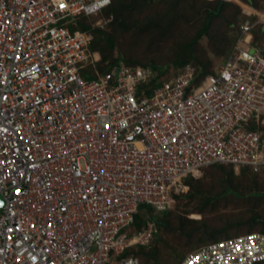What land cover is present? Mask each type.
Here are the masks:
<instances>
[{
    "label": "built area",
    "instance_id": "obj_1",
    "mask_svg": "<svg viewBox=\"0 0 264 264\" xmlns=\"http://www.w3.org/2000/svg\"><path fill=\"white\" fill-rule=\"evenodd\" d=\"M111 4L0 0V264H141L125 253L157 234L151 219L132 229L142 205L167 211L186 178L216 164L264 165V54L251 38L264 13L201 82L189 64L154 86L150 68L123 61L84 79L101 57L71 27ZM263 261L264 234L252 232L180 264Z\"/></svg>",
    "mask_w": 264,
    "mask_h": 264
},
{
    "label": "rangeland",
    "instance_id": "obj_2",
    "mask_svg": "<svg viewBox=\"0 0 264 264\" xmlns=\"http://www.w3.org/2000/svg\"><path fill=\"white\" fill-rule=\"evenodd\" d=\"M226 1L239 5L254 16L257 11L264 13V0H259L261 4L259 10L253 9L251 5L245 6L246 3L241 0ZM214 4L212 0H146L138 10L125 16L128 31L112 26L109 20L113 17H107L105 12L93 16L89 21L95 26L103 21L100 28L114 36L118 43V49L122 52V54L118 52L120 55L149 64V66L161 67L165 63L175 60V55H178L180 51L183 54L187 44L204 24L207 6ZM235 10L233 5H226L223 16L213 18L211 27L195 45L198 54L204 61V65L210 71H216L220 68L228 51H231L233 45L230 36L232 32L236 31L233 28L236 21V17H234ZM255 19L257 20L258 17L255 16ZM230 22L233 23L232 26ZM261 22H263L262 19L258 24ZM160 29H166L164 33L168 36L167 39L162 40L163 36L160 32L162 30ZM234 33L236 34V32ZM97 70V65H87L80 69V74L82 78L90 79ZM261 116H264V112L261 113ZM253 123L256 126V122ZM217 173L220 174L214 171L210 175L206 174L205 179H201V182L190 180V186L179 193L178 196L180 197L176 198V201L172 204V211L168 216V220L180 231L163 230L164 242L157 244L160 248L159 264H177L188 253L192 252L196 237L201 234H196L192 241L190 240L191 243L188 242L186 236L179 235L182 231L190 232L199 227L197 224L192 223V220H204V224L208 225L207 227L210 229H220L229 224L245 222V226L243 225L240 229L232 228L228 231V235L232 237L237 235L238 231L239 233L248 232L249 229H262L264 231V224L262 225V223L253 224L250 222V225L246 223L254 215H259L260 222L264 221V198L247 197L255 192L264 193V165H261L258 170L251 169L237 173L239 176L232 180L234 189L242 196L241 199L227 197L222 200L218 199L219 201L215 200L214 205L205 207L203 196H207L204 194L206 191L208 196L211 197L222 192L221 187L223 186L219 183L222 176H218L217 179ZM207 177L213 178L212 181L215 184L211 179V182H206ZM187 194L192 195L185 197ZM228 235H221L216 238V241L225 240ZM176 250L183 251L181 254L184 253L183 257H178L179 260L175 255Z\"/></svg>",
    "mask_w": 264,
    "mask_h": 264
},
{
    "label": "trees",
    "instance_id": "obj_3",
    "mask_svg": "<svg viewBox=\"0 0 264 264\" xmlns=\"http://www.w3.org/2000/svg\"><path fill=\"white\" fill-rule=\"evenodd\" d=\"M144 1L146 0H112L111 6L105 9L103 12H105L107 17H111V16L113 17L112 21H110L112 26H115V27L117 26V27H120L121 30L128 31L129 28L128 26H126L125 16L128 13L130 15L134 11L138 10L142 6ZM212 1L215 4L207 6L206 14H205V22L203 26L198 30L194 38H192L191 41L187 44V48L184 49L183 54H182V51H180L178 55H175V60H173L170 63H165L161 67L156 66V65L149 66V64L141 63L138 60H132L129 58H125L123 55H120L119 53L122 54V52L119 51L118 46H117L118 43L116 39L114 38V36L108 34L105 30L101 29L100 27H95L89 21L91 18H81L78 22V27L72 26L71 30L72 32L87 31V33L91 35V38H92L91 51L98 52L100 54L101 58L97 62L96 65L98 67L99 72L101 73L109 71L115 64L123 61L126 64L134 66V67L140 65L143 67L150 68L151 71L153 72L152 84L154 86H157V85H160V79L170 74L172 69L181 68V67L191 64L198 69L197 75H196L197 76L196 81L201 82L203 78H205L207 75L214 74L215 71H210L206 68V66L204 65V61L201 58V56L198 54V51L195 45L201 38H203L202 36L207 33V31L212 25L213 18H218V17L223 16V10L225 9L226 5H233L235 7L236 13L234 17H236V21H235L233 28H235L236 31L234 32H236V34L232 32V35H231L230 33L231 35L230 38H232V45H234V43L237 40V35L239 34L241 25L247 20H250L251 22L256 21L254 15L250 14L249 12L242 9L239 5H236L233 2H229L226 0H212ZM241 1L245 2L248 5H251L252 7L258 10L261 9V4L259 0H241ZM230 25L232 26L233 23L230 22ZM166 29H160L162 30L160 31L162 32L161 36H163L162 40H165L168 37L164 33ZM251 34L253 38L252 46L254 48L260 49L264 54V41H263L264 23L256 24L252 28ZM228 54H229V51L226 57L228 56ZM253 129H256V127ZM245 170H251V169L241 168L240 172H243ZM212 171H214L215 173L216 172L220 173V174L217 173L216 178L218 179V176L220 175L222 176L221 182L219 183L223 187H221L222 192L220 194L214 195L212 197L208 196L207 191L204 193L207 195L206 197L203 196L205 207H207L208 205H214L215 200L217 201L218 199L222 200L227 197H232V199L242 198L241 194L237 190H235L232 185V180L235 177L239 176L236 173L234 166L232 165L216 164V165L207 167L204 169L202 177L200 178L188 177L187 180H185V184L190 186L189 185L190 180L191 181L194 180L195 182L197 181L201 182V179L204 180L205 175L206 174L210 175ZM210 179L211 181L213 180V178L207 177L206 182L207 181L211 182ZM191 195L192 194H187L185 195V197H190ZM173 197L176 201V198L178 199V197L180 196L173 195ZM247 197L261 199V198H264V193L262 194V193L255 192L254 194L251 193V195ZM171 211H172V208L164 212H159L160 214H158L149 205H142L139 208V212L135 216V221L133 224L134 232H139L143 230L146 226L147 221L151 219L155 221L156 223L157 234L153 240L152 245L149 248L141 246L139 248L130 250V252H126L125 255L130 254V253H135L140 258L141 264H159L160 259L158 256L160 254V248H159V245L157 244L159 242H164V238L162 236L163 230L169 229L175 232L180 231L178 230L179 228L173 226L170 223V220H168L169 218L168 216L170 215ZM250 222L253 224H260V223H262V225L264 224V221L260 222L259 215H254L249 220H247L246 222L247 225H250ZM192 223L197 224L199 227L197 229L191 230L190 232L182 231L183 233L182 232L179 233V235L186 236V238H188V242H190V240L192 241L193 237L196 234H199V233L201 234V235H198L199 237H196L194 248H192V251L197 250L198 248L200 249V247L207 245L209 243L216 242V238H218L221 235H228V231H230L232 228L240 229L243 225L245 226V222H238L235 224L226 225L225 227L220 228V229H210L209 227H207L208 225L204 224L205 223L204 220H192ZM252 232H260L264 234V231L262 229L260 230L249 229L248 232H244V233H241V232L239 233L238 231L237 235H233V236L236 237V236H240V235H244V234H248ZM229 238H233V237L231 235H228L225 239H229ZM182 252L183 251H178V250L175 251L177 260H179L178 257L184 256V253L181 254ZM182 260L180 262H182ZM180 262H178L177 264H180ZM258 264H264V261Z\"/></svg>",
    "mask_w": 264,
    "mask_h": 264
},
{
    "label": "water",
    "instance_id": "obj_4",
    "mask_svg": "<svg viewBox=\"0 0 264 264\" xmlns=\"http://www.w3.org/2000/svg\"><path fill=\"white\" fill-rule=\"evenodd\" d=\"M5 203H6L5 199L0 195V216L2 214L4 207H5Z\"/></svg>",
    "mask_w": 264,
    "mask_h": 264
},
{
    "label": "crops",
    "instance_id": "obj_5",
    "mask_svg": "<svg viewBox=\"0 0 264 264\" xmlns=\"http://www.w3.org/2000/svg\"><path fill=\"white\" fill-rule=\"evenodd\" d=\"M259 130L263 131V133H264V116H261V122H260Z\"/></svg>",
    "mask_w": 264,
    "mask_h": 264
},
{
    "label": "clouds",
    "instance_id": "obj_6",
    "mask_svg": "<svg viewBox=\"0 0 264 264\" xmlns=\"http://www.w3.org/2000/svg\"><path fill=\"white\" fill-rule=\"evenodd\" d=\"M244 4H245V3H244ZM110 6H111V5H110ZM110 6H109V7H110ZM245 6H249V5H248V4H246ZM251 7H252V6H251ZM107 8H108V7H107ZM107 8H106V9H107ZM252 8L254 9V7H252ZM247 9H248V8H247ZM104 10H105V9H104ZM104 10H103V11H104ZM246 11H248V10H246ZM102 13H103V12H102ZM254 13H256V12H254ZM257 13H263V12H261V11H257ZM255 16L257 17V15H256V14H255ZM109 21H112V19H111V20H109ZM251 38H252V36H251ZM237 39H238V38H237ZM252 39H253V38H252ZM236 41H237V40H236ZM235 43H236V42H235ZM235 43H234V44H235ZM236 173H238V172H236ZM199 178H200V177H199ZM186 185H187V184H186ZM187 187H188V185H187ZM178 195H179V194H178ZM171 208H172V207H171ZM171 208H170V209H171ZM259 263H260V262H259Z\"/></svg>",
    "mask_w": 264,
    "mask_h": 264
}]
</instances>
